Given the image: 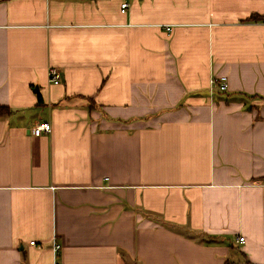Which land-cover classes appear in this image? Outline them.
<instances>
[{
  "label": "crops",
  "instance_id": "0c3cea01",
  "mask_svg": "<svg viewBox=\"0 0 264 264\" xmlns=\"http://www.w3.org/2000/svg\"><path fill=\"white\" fill-rule=\"evenodd\" d=\"M254 15L264 0H0V264H264Z\"/></svg>",
  "mask_w": 264,
  "mask_h": 264
},
{
  "label": "built area",
  "instance_id": "2783aa9c",
  "mask_svg": "<svg viewBox=\"0 0 264 264\" xmlns=\"http://www.w3.org/2000/svg\"><path fill=\"white\" fill-rule=\"evenodd\" d=\"M127 4H123L122 5V12L125 13L126 9H127ZM49 80L51 83H53L54 85H59L61 83V73L57 68H52L49 71ZM213 85L220 90L221 92H227L228 91V78L227 77H220L218 79H216L215 81H213ZM51 125L49 123H43L39 126H37L36 128L33 129V135L35 137H39L42 135V133L46 132V133H50L51 132ZM238 241L240 243H244L245 239L240 237L238 239ZM32 245H35V242L31 243ZM61 249V246L57 245L55 247V251L56 253H59ZM55 264H61L60 262H56Z\"/></svg>",
  "mask_w": 264,
  "mask_h": 264
},
{
  "label": "trees",
  "instance_id": "16d2710c",
  "mask_svg": "<svg viewBox=\"0 0 264 264\" xmlns=\"http://www.w3.org/2000/svg\"><path fill=\"white\" fill-rule=\"evenodd\" d=\"M250 22H260V21H264V17L261 16H257L254 15L249 19ZM39 103H41V100L39 101ZM12 114V109L7 107V106H2L0 105V118H4L7 116H10ZM226 264H232L231 262L227 261ZM247 264H251L250 262H248Z\"/></svg>",
  "mask_w": 264,
  "mask_h": 264
}]
</instances>
